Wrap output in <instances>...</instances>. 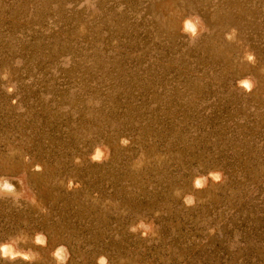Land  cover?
<instances>
[{"label": "rangeland", "instance_id": "rangeland-1", "mask_svg": "<svg viewBox=\"0 0 264 264\" xmlns=\"http://www.w3.org/2000/svg\"><path fill=\"white\" fill-rule=\"evenodd\" d=\"M0 264H264V0H0Z\"/></svg>", "mask_w": 264, "mask_h": 264}, {"label": "clouds", "instance_id": "clouds-1", "mask_svg": "<svg viewBox=\"0 0 264 264\" xmlns=\"http://www.w3.org/2000/svg\"><path fill=\"white\" fill-rule=\"evenodd\" d=\"M195 186V185H194ZM131 229H132V227H130V231H131ZM29 251H32V250H29ZM17 257H14V258H12L13 260L14 259H16ZM19 258H21V259H24V260H26L27 259V257H19Z\"/></svg>", "mask_w": 264, "mask_h": 264}]
</instances>
